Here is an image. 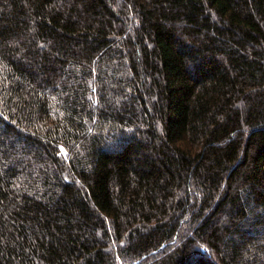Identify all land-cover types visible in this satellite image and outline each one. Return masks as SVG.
I'll use <instances>...</instances> for the list:
<instances>
[{"label":"trees","instance_id":"1","mask_svg":"<svg viewBox=\"0 0 264 264\" xmlns=\"http://www.w3.org/2000/svg\"><path fill=\"white\" fill-rule=\"evenodd\" d=\"M0 264H264V0H0Z\"/></svg>","mask_w":264,"mask_h":264}]
</instances>
